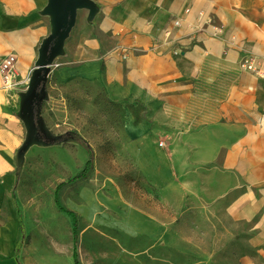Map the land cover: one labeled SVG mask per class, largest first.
I'll use <instances>...</instances> for the list:
<instances>
[{
    "label": "rangeland",
    "instance_id": "374dc122",
    "mask_svg": "<svg viewBox=\"0 0 264 264\" xmlns=\"http://www.w3.org/2000/svg\"><path fill=\"white\" fill-rule=\"evenodd\" d=\"M93 1L98 8L112 3ZM234 1L197 0L208 23L198 19L196 33H221L227 14L219 12V20L215 10ZM86 13L77 11L51 72L85 32ZM143 112L110 100L99 83L52 78L41 116L47 131L63 140L16 154L19 264H74V254L79 264H264V153H219L213 163L169 176L152 170L149 178L125 135L129 114L138 120ZM88 147L93 168L72 180ZM66 210L76 213L75 242Z\"/></svg>",
    "mask_w": 264,
    "mask_h": 264
},
{
    "label": "crops",
    "instance_id": "0c3cea01",
    "mask_svg": "<svg viewBox=\"0 0 264 264\" xmlns=\"http://www.w3.org/2000/svg\"><path fill=\"white\" fill-rule=\"evenodd\" d=\"M196 1L112 0L90 22L87 11L85 32L47 79L46 89L52 78L96 82L110 100L143 107L141 119L129 114L125 135L149 178L152 170L169 176L213 163L219 153H264V79L238 66L242 56L264 52V0L218 4L216 13L227 14L218 34L196 33ZM46 3L0 0V63L16 58L14 86L5 88L0 79V264L20 259L13 196L16 154L26 136L20 102L51 30ZM177 47L187 49L174 55Z\"/></svg>",
    "mask_w": 264,
    "mask_h": 264
},
{
    "label": "water",
    "instance_id": "95a60500",
    "mask_svg": "<svg viewBox=\"0 0 264 264\" xmlns=\"http://www.w3.org/2000/svg\"><path fill=\"white\" fill-rule=\"evenodd\" d=\"M81 9L88 11V20L93 19L98 11L93 0H47L43 9V14L49 17L51 30L39 46L27 89L21 94L19 117L26 129L18 151L21 158L34 144L52 145L63 140L47 131L41 110L47 99L46 83L51 66L54 59L62 55L64 42L75 24L77 11Z\"/></svg>",
    "mask_w": 264,
    "mask_h": 264
},
{
    "label": "built area",
    "instance_id": "2783aa9c",
    "mask_svg": "<svg viewBox=\"0 0 264 264\" xmlns=\"http://www.w3.org/2000/svg\"><path fill=\"white\" fill-rule=\"evenodd\" d=\"M188 12V9L185 10ZM199 21L202 20L204 23H208V18H206L202 13L198 15ZM201 22V21H200ZM199 22V23H200ZM179 20H173V26H179ZM214 31L216 28L214 27ZM184 52V49H178L174 51L175 55L181 54ZM126 51L123 50V57L126 56ZM15 64L16 58L14 55H7L0 63V79L2 81V86L5 88H12L15 84L16 80V72H15ZM239 67L241 70L255 74L258 77H264V55H246L242 57L239 61ZM163 143L160 142L159 146H162Z\"/></svg>",
    "mask_w": 264,
    "mask_h": 264
},
{
    "label": "trees",
    "instance_id": "16d2710c",
    "mask_svg": "<svg viewBox=\"0 0 264 264\" xmlns=\"http://www.w3.org/2000/svg\"><path fill=\"white\" fill-rule=\"evenodd\" d=\"M88 153H89V156H88L87 161L85 162L83 169L76 176H74L72 178V180L84 179L91 172V170L93 168V159L94 158H93V151L89 147H88ZM65 212H67L73 218V221H74V228H73L74 234L73 235H74V242H75V239H76V223H75L76 213L73 211H70V210H66ZM73 256H74V264H79V262L76 259L75 254Z\"/></svg>",
    "mask_w": 264,
    "mask_h": 264
}]
</instances>
